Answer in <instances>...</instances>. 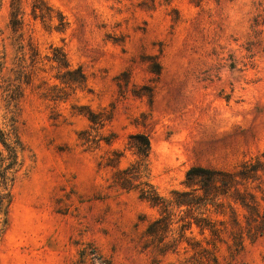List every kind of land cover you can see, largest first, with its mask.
Masks as SVG:
<instances>
[{"label": "rangeland", "instance_id": "374dc122", "mask_svg": "<svg viewBox=\"0 0 264 264\" xmlns=\"http://www.w3.org/2000/svg\"><path fill=\"white\" fill-rule=\"evenodd\" d=\"M13 1L0 0V127L22 149L0 264H264V236L240 247L230 233L233 210L247 214L234 188L205 205L176 194L194 166L264 163V0H44L63 31L36 0L13 21ZM60 51L85 83L65 81ZM132 165L129 190L117 173ZM262 169L237 188L264 210Z\"/></svg>", "mask_w": 264, "mask_h": 264}, {"label": "trees", "instance_id": "16d2710c", "mask_svg": "<svg viewBox=\"0 0 264 264\" xmlns=\"http://www.w3.org/2000/svg\"><path fill=\"white\" fill-rule=\"evenodd\" d=\"M40 1L41 5H35V15L39 14L41 18L49 17L50 19L56 18L58 23L55 28L63 31L67 27V21L64 15L56 10V17L52 15L54 12L53 7L47 5L44 0ZM199 3L201 0H195ZM13 21H18L20 0L13 1ZM55 60L60 67L66 69L63 74L65 81H75L79 83H85L86 75L81 67L77 69H70V63L66 55L60 51L59 55H55ZM157 72L160 71V65L156 63ZM28 82V81H27ZM16 99L20 97L21 92L19 86L17 88ZM90 119L95 120L96 114L89 111ZM130 141L136 148V153L141 157L143 161L149 155L150 140L144 133H135L130 135ZM0 144L3 149H0V235L3 230V225L7 223V211L11 202V186L15 180L14 170L19 165V150L22 149V142L16 135L14 138L10 132L4 131L0 127ZM6 152V154H4ZM264 163L257 160L254 163L245 162L239 171H227L221 169H213L203 166H194L187 171L188 186L192 187L191 192H177L178 197L191 195L195 204L205 205L208 202H212L220 194L226 193L228 190L234 188L236 195L241 197L240 203L247 210V214H244V222L237 216L236 210H233V229L230 231L236 244L240 247L244 245V236L250 240H255L264 236V210L260 209V206L256 200V195L249 192H241L237 188L239 184L238 178L253 179L257 178L259 170H263ZM134 170L137 171L135 165L118 171L117 174H122L120 178V184L126 189H135L137 185H134L133 174ZM139 172V170L137 171ZM140 185H147V188L140 190V197L153 204H157L161 199L157 195L153 186L148 183H142ZM202 190V194L198 191ZM223 192V193H221ZM250 196V199H247ZM179 203H182L179 201ZM203 203V204H202ZM2 223V226H1ZM210 224V223H209ZM218 229L214 228V232ZM238 240V241H237Z\"/></svg>", "mask_w": 264, "mask_h": 264}]
</instances>
